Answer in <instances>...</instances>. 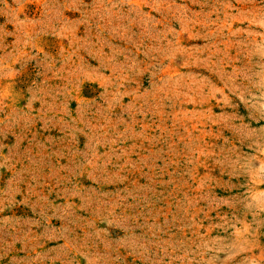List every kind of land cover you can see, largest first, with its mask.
<instances>
[{"label":"rangeland","instance_id":"obj_1","mask_svg":"<svg viewBox=\"0 0 264 264\" xmlns=\"http://www.w3.org/2000/svg\"><path fill=\"white\" fill-rule=\"evenodd\" d=\"M0 264H264V0H0Z\"/></svg>","mask_w":264,"mask_h":264}]
</instances>
